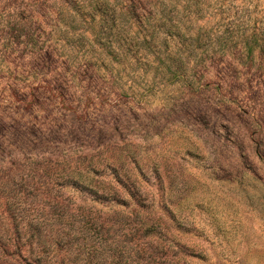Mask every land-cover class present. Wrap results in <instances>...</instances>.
I'll return each instance as SVG.
<instances>
[{"label": "rangeland", "instance_id": "1", "mask_svg": "<svg viewBox=\"0 0 264 264\" xmlns=\"http://www.w3.org/2000/svg\"><path fill=\"white\" fill-rule=\"evenodd\" d=\"M194 1L0 0V264H264V0Z\"/></svg>", "mask_w": 264, "mask_h": 264}, {"label": "trees", "instance_id": "2", "mask_svg": "<svg viewBox=\"0 0 264 264\" xmlns=\"http://www.w3.org/2000/svg\"><path fill=\"white\" fill-rule=\"evenodd\" d=\"M136 1H140V0H136ZM194 2H195V5L197 6L195 9L196 11L189 10V15L192 14L193 17H194V13H200V15H202L204 9L201 6H199L198 0H196ZM182 14H185L184 8L174 9L172 11L169 10L167 12H163V11H159V10L154 11V9H153L149 12L150 16H152V15L159 16L165 20L171 19L172 17H177V16L182 15ZM247 14L249 17L248 20H250L251 12H248ZM237 28L240 29L239 26ZM261 32H262L261 27H259V28L255 27L252 30L247 29L245 27L242 28V37L241 38H242L244 47H245L248 54H252L254 49H256V47L260 46L259 38H260V36H262ZM184 59H188V58L184 57ZM163 64H164V68L169 70V72H171V74H173V76L177 75L178 71H173L172 64H170L169 62H165L164 60H163ZM184 64H187V60L184 62Z\"/></svg>", "mask_w": 264, "mask_h": 264}]
</instances>
